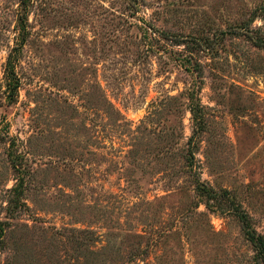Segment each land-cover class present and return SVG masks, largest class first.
<instances>
[{"label":"rangeland","instance_id":"obj_1","mask_svg":"<svg viewBox=\"0 0 264 264\" xmlns=\"http://www.w3.org/2000/svg\"><path fill=\"white\" fill-rule=\"evenodd\" d=\"M237 207L264 237V0H0V264H264Z\"/></svg>","mask_w":264,"mask_h":264},{"label":"trees","instance_id":"obj_2","mask_svg":"<svg viewBox=\"0 0 264 264\" xmlns=\"http://www.w3.org/2000/svg\"><path fill=\"white\" fill-rule=\"evenodd\" d=\"M25 4H26L25 1H22L21 5L23 8L26 7ZM19 21H20L21 28L24 29V26H25L24 19L20 18ZM21 40L22 41H20V44H18L17 46H14L11 52L9 53L7 63L5 66V70H4L5 84L7 86V94H8L9 100H12L18 94V89L20 86V79L15 71V64H16V60L18 59V52L21 48V44L24 40V37H22ZM255 43L260 45L262 44V41L256 40ZM194 94L195 93H191L189 96L190 97V111L192 113L193 119L196 120V118L198 117L199 104L196 102ZM14 190H16V186L14 187ZM234 212L241 223V227L244 231L246 238L252 243L256 251V255L262 261H264V237L263 235L260 234L255 228L251 227V225L248 222V216L245 210H243L240 207L239 208L237 207Z\"/></svg>","mask_w":264,"mask_h":264}]
</instances>
